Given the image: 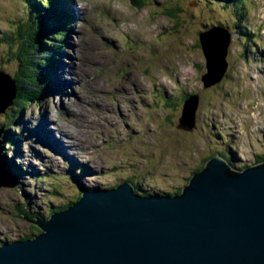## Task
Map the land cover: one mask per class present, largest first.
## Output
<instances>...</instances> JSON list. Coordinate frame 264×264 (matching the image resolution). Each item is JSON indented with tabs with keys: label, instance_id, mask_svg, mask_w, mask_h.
<instances>
[{
	"label": "rangeland",
	"instance_id": "1",
	"mask_svg": "<svg viewBox=\"0 0 264 264\" xmlns=\"http://www.w3.org/2000/svg\"><path fill=\"white\" fill-rule=\"evenodd\" d=\"M29 1L37 2L0 0V71L12 78L20 69L15 31L32 15ZM68 1L72 9L53 0L41 21L50 38L58 7L75 15L69 32L60 24L54 42L46 48L42 42L38 61L51 65V84L62 74L67 79L58 65L72 63L74 91L66 95L43 81L41 101L21 111L14 104L0 115L2 156L18 168L10 171L6 164L9 183L17 186L0 188V246L38 235L26 220L50 218L51 211L76 202L82 187L110 190L129 183L139 195L175 194L206 158L220 153L236 171L263 163L264 0H143V9L132 0ZM213 28L231 34L228 68L205 88L202 77L209 71L200 34ZM192 95L200 101L191 131L180 126L183 98ZM15 118L19 123L8 125ZM20 119L36 133L46 122L63 130L68 139L62 135L61 141L69 148V136L75 137L79 152L52 154L41 146L42 135Z\"/></svg>",
	"mask_w": 264,
	"mask_h": 264
},
{
	"label": "water",
	"instance_id": "2",
	"mask_svg": "<svg viewBox=\"0 0 264 264\" xmlns=\"http://www.w3.org/2000/svg\"><path fill=\"white\" fill-rule=\"evenodd\" d=\"M230 35L225 28L200 34L205 88L223 79ZM16 98L15 80L0 71V115ZM199 101H185L180 128L194 129ZM1 139L2 131L0 188H14ZM242 170L217 155L173 196L139 195L129 183L82 187L67 210L26 220L41 233L3 243L0 264H264V162Z\"/></svg>",
	"mask_w": 264,
	"mask_h": 264
},
{
	"label": "trees",
	"instance_id": "3",
	"mask_svg": "<svg viewBox=\"0 0 264 264\" xmlns=\"http://www.w3.org/2000/svg\"><path fill=\"white\" fill-rule=\"evenodd\" d=\"M37 2L36 3H32V1L28 2V9L30 10V12H32V15L29 17V19L26 22H23L22 25H20L15 31L16 35L14 39L17 41V44H16L17 52L15 50V47L11 46V49L14 48L15 50V53L13 56L18 62H20V69L16 73V77L13 78L16 82V87H17V98L14 101L13 105L15 104L20 109V111L32 105L35 102L41 101L42 98L46 96L47 92L45 91V89H40L38 87L41 84V82L43 81L47 82L46 86H48L49 88L51 86V83L48 81L50 79V74H51L50 73L51 65L47 66L45 62L38 61V59L42 55V54L40 55V53L44 52L43 49L40 51L42 47V42H43L44 47L46 46V44L48 45V44L53 43L54 41H52L51 38L58 37V35H56L54 32L58 30L57 26L60 24L67 26L66 29H67V32H69V26L72 23V21L75 19V15L73 14V12H70V10L68 9H63V7L59 5L60 7H58V9L56 10L57 11L56 14L59 16V18L57 19L56 17L57 15L55 14V18H53V22L56 23L55 24L56 27L50 28V31L53 32V34L49 38L48 37L49 34L47 33V31L42 29L41 21L47 18V14L49 11L48 8H52L56 2H53V0H37ZM132 2L134 6L139 9H143L144 4H145L143 0H132ZM237 2L239 1L236 0L235 3ZM243 8L244 7L242 6V9ZM241 15L243 14H240V16ZM170 16L175 17L174 12H171ZM198 18H200V16ZM195 24L198 25L197 20H195L194 25ZM236 25L240 27L241 24L236 22ZM244 33L245 34L248 33L246 29ZM15 40H14V43H15ZM200 46H201V43H200ZM57 49L58 48L55 47V51H57ZM39 70H41V72ZM46 79L47 81H45ZM188 97L189 96H185V98H183L185 100L184 102L182 101V103H185ZM20 122L22 123L21 119H20ZM18 123H19V118H15L13 120L8 121V125L10 126H15ZM6 135L8 138H10L9 133H6ZM220 155L225 158V155L223 153H220ZM210 158H213V157L206 158L203 164H206V162ZM259 161L264 162V157H261ZM203 168L204 167L198 169V171L196 170L195 173L201 172ZM16 169L18 168L16 167ZM112 188L114 189L116 187H112ZM180 193H181V190H179L175 194L166 193V195L173 196V195L180 194ZM145 195L150 196V194H144L143 196ZM72 205H73V202L68 204L65 207L58 208L56 210L51 211V216L56 212H62V211L67 210ZM35 218L36 219L41 218L44 220L49 219V218H43V217H35ZM33 230L38 232V235L41 233V231L36 227H34ZM36 236H33L31 238L30 235H27L22 240H17V241L30 240V239L35 238Z\"/></svg>",
	"mask_w": 264,
	"mask_h": 264
},
{
	"label": "bare ground",
	"instance_id": "4",
	"mask_svg": "<svg viewBox=\"0 0 264 264\" xmlns=\"http://www.w3.org/2000/svg\"><path fill=\"white\" fill-rule=\"evenodd\" d=\"M69 2H71V1H68V0H65V3H63L62 2V6H64V7H67V8H71V6H70V3ZM72 9V8H71ZM95 21V20H94ZM93 33V32H92ZM62 62H64V61H62ZM61 62V64L60 65H58V68H63L62 69V72L63 73H65V75H66V78L67 79H63V77H62V75H60V77H59V81L57 80L56 81V79H53L55 82L54 83H52L51 85H55V87H53V90H56V89H63V90H65L66 91V95H67V90L70 88H74V84H76L75 82H76V79H75V82H74V80H72L71 78L72 77H70L69 76V74H72V66H71V64H68V62H64V63H62ZM74 62V61H73ZM57 68V69H58ZM55 68H54V65H53V70H54ZM56 69V70H57ZM55 70V71H56ZM71 71V73H69ZM75 71V70H74ZM79 71V70H78ZM78 71H77V73H78ZM77 73H75V76L78 78V79H81L83 76L82 75H80V74H78V75H76ZM89 73V72H88ZM82 76V77H81ZM52 78H53V76H52ZM78 79H77V81H78ZM47 83V82H46ZM133 85V84H132ZM134 87H136V86H134ZM56 88V89H55ZM139 88V87H138ZM69 89V90H70ZM139 89H137V91H138ZM72 91H74V89L72 90ZM136 91V90H135ZM94 92V91H93ZM69 93V92H68ZM136 93H138V92H136ZM94 102V101H93ZM76 105V104H75ZM74 106V105H73ZM95 106V105H94ZM71 109V108H70ZM103 113V112H102ZM96 116V115H95ZM84 119V118H83ZM87 120V119H86ZM29 123H30V121H28L27 122V124H25V120H22V124H25V125H29ZM31 124V123H30ZM42 124V125H41ZM80 124H82V123H80ZM96 124V123H95ZM41 125V127L39 128V126ZM50 124L49 123H45V124H43V123H40L39 124V126H38V128H39V132L41 133H36V131L34 132L33 131V128L32 127H29L28 126V128H29V130H30V132H34L37 136H39V135H42V137L44 138V140L43 141H41L40 143H41V146L44 148V149H46V150H49L50 152H52V154L53 153H55V154H58V155H61V156H63V154L64 155H68V157H71L70 155H69V152L71 153V150L70 149H74V150H76V151H78L79 152V143L76 141V139H75V137H72V136H69V140L71 141V145H70V147L69 148H67L68 147V143L66 142V141H61V138L64 136L65 138H67L68 139V137H67V135H66V133L65 132H63V130H59V129H52L50 126H49ZM50 128V129H49ZM76 128H78V127H76ZM58 131L60 134V136L59 135H55L54 133H52V132H54V131ZM73 130H75V134H76V136H80V137H82V136H84L83 135V132H81V133H79L81 130L80 129H73ZM63 135V136H62ZM71 135V134H70ZM10 138H11V135L9 136ZM14 139V138H13ZM17 139V138H16ZM16 139H14V140H16ZM16 142V141H15ZM70 143V142H69ZM44 144V145H43ZM65 144V145H64ZM81 144V143H80ZM87 144V143H86ZM40 146V147H41ZM72 146V147H71ZM89 146V145H88ZM43 149V150H44ZM67 149H69V152H68V150ZM77 155V154H76ZM49 156L51 157L52 155L49 153ZM55 155H53V157H54ZM4 157V156H3ZM55 158V157H54ZM7 159V158H6ZM6 164L8 165V167H9V169H10V171L12 170V171H15V170H17L16 169V165H14V163H13V161H9V160H7L6 161ZM34 165H32V167H33ZM33 170H36V168H35V166H34V168H33ZM31 200V199H30ZM32 200H34V199H32ZM35 202H36V200H35ZM31 203V202H30ZM34 203V202H33ZM37 203H35V205H36Z\"/></svg>",
	"mask_w": 264,
	"mask_h": 264
}]
</instances>
